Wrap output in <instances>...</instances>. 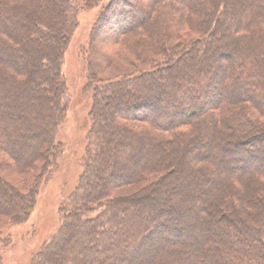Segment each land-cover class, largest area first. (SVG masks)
I'll list each match as a JSON object with an SVG mask.
<instances>
[{
	"label": "trees",
	"instance_id": "trees-1",
	"mask_svg": "<svg viewBox=\"0 0 264 264\" xmlns=\"http://www.w3.org/2000/svg\"><path fill=\"white\" fill-rule=\"evenodd\" d=\"M26 1L0 0V166L21 169L57 154L63 55L78 25L74 0ZM141 9L129 25L114 15V27L131 35V55L157 65L111 82L91 71L84 174L60 202L64 243L53 236L39 257L71 249L67 264H264V0H145ZM146 180L130 207L100 201ZM35 201L0 174V214L24 221Z\"/></svg>",
	"mask_w": 264,
	"mask_h": 264
},
{
	"label": "rangeland",
	"instance_id": "rangeland-1",
	"mask_svg": "<svg viewBox=\"0 0 264 264\" xmlns=\"http://www.w3.org/2000/svg\"><path fill=\"white\" fill-rule=\"evenodd\" d=\"M33 1L25 2L26 9L32 7ZM74 1L78 25L63 55L62 72L66 81L68 104L65 117L55 136L57 154L49 163L45 162L43 156L35 163L24 164L21 166L22 169L14 164L0 166V174L7 181L18 186L22 192L30 193L36 199L32 212L24 221L14 219L11 214H0V264L68 263L71 249L58 260L51 259V253L41 259L39 254L44 243L50 242L53 236H59L61 243H64L67 220L64 214L67 211L60 208V202L64 196L77 190L84 174L83 160L87 150L88 132L92 127L90 111L94 90L92 87L86 89L85 83L90 81L91 71H94L99 78L111 82L114 78L123 79L127 75L150 70L157 65V63L140 61L131 55V48L129 49L131 35H128L127 39L120 38L121 30L114 27L115 21H118L113 17L114 15H119L121 18L128 17V22L126 21L128 25L131 24V17L141 19L144 14L141 5L145 0ZM134 6H137L136 10L133 9ZM201 15L199 13V16ZM133 20L132 18V22ZM195 37L196 35L190 34L192 40ZM156 58V62H161L166 57L156 56ZM116 115L122 118L126 113L121 110ZM13 126L18 125L13 123ZM20 128L24 129L20 131L25 133L20 139L25 141L24 138L29 135V130L23 126ZM29 165L33 167L29 168ZM148 181L116 188L110 196L100 201L104 204L111 199H119L118 201L125 202L126 206L130 207L131 196L148 185ZM257 182L258 177L250 174L243 181V185L249 184L250 188L253 185L257 186ZM228 192L224 189L220 196L228 195ZM215 197L219 198V195ZM97 213L99 210L88 216H96ZM212 214L216 216L215 212ZM260 218L261 216L256 221L258 222ZM66 227L69 229L68 226ZM79 239L82 240L81 236L73 237L66 242V245L71 247L70 241Z\"/></svg>",
	"mask_w": 264,
	"mask_h": 264
}]
</instances>
